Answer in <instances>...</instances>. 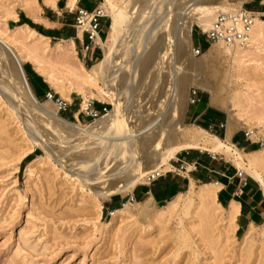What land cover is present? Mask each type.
Returning a JSON list of instances; mask_svg holds the SVG:
<instances>
[{"label": "bare ground", "instance_id": "obj_1", "mask_svg": "<svg viewBox=\"0 0 264 264\" xmlns=\"http://www.w3.org/2000/svg\"><path fill=\"white\" fill-rule=\"evenodd\" d=\"M44 1L47 4H55V0ZM73 2L75 0L71 1L72 4ZM226 2L227 0H160L156 3V9L153 12L150 9L152 13L147 14L149 7L146 11L140 9V6H143L140 0H104L102 10L111 17L112 23L107 38L102 41L98 39L104 56L89 69L81 62L72 67L71 60L76 57L72 56V52L75 53L72 40L54 46H50L42 36L27 41L33 36L26 35L24 28H18L13 37L20 40L24 49H31L32 54H29L27 50H23V53L16 49L0 30V97L3 98L4 95L5 106L2 107H6L7 112L13 113L18 120L25 121L24 124L27 123L31 147L23 154V159L31 155L36 147L45 148L47 157H50L53 153L51 151L54 150L56 155L53 156H57V160L61 161L65 172L79 174V180L88 187L89 194H95L99 200L109 198L116 192H133L140 184L148 183L149 177L168 170L170 160L178 153L194 148L226 154L241 170L264 184V150L244 155L230 143L231 135L237 131L238 122L241 121L234 118L237 108L236 96L228 95L224 103L229 113L226 141L208 134L199 127L185 129L183 123L190 103V88L194 86L209 90L216 87L205 75L211 59L229 57L233 65L231 68H235L234 65L239 64L244 55L252 52V47L262 44L261 41L264 40V20L257 16L246 46L232 47L217 42L202 56H196L191 36L193 25L208 31L219 12L233 8ZM32 6H28L27 10ZM167 16H171V19L169 26L165 27L162 24ZM79 34L82 35V30ZM39 50L43 51L41 56L60 54L63 57V66L78 79L77 88L69 86L68 89V86L64 88L65 86L59 85L62 82L60 77L57 79L52 72L47 73L40 65L41 62L36 61ZM26 60L36 61L37 69L44 73L47 82L57 89L62 97L69 100L72 90L76 89L84 94L83 86L89 87L101 82L103 87L97 88L99 96L102 100L106 96L110 98L114 108L93 125H84L81 121L73 122L60 116L54 101L42 102L34 94L23 68ZM159 78H162L161 93L156 96L157 92H153L149 96L153 100L152 103L155 102L154 106L142 105L143 101H140L134 92L138 87L149 85L150 79L157 81ZM222 88L221 92L224 90L228 94L229 85H222ZM150 91L149 87L144 95H150ZM84 97L86 104L85 94ZM156 97L158 99L154 100ZM123 103L126 108L122 107ZM151 107L155 110H150ZM125 113L129 116L125 117ZM144 113L146 114L143 115ZM33 114L51 120V131L58 136L60 132L65 133L69 135L68 138L75 137L80 143H84L83 149L70 146L71 149L67 150L56 146L59 148L56 150L54 146L59 143L58 140L55 144L56 138L59 137L51 138L53 133L50 132V138L43 137L44 133H40V128L36 127L37 121L31 122ZM249 131L253 136L258 135L254 127ZM180 137H184L185 141L179 142ZM42 161L44 156L31 160L27 165L28 175L32 173L31 167ZM217 186L208 184L197 188L192 184L189 191L176 196L164 209L175 210L183 204L182 212L189 216L192 208L198 207L202 208V216L212 221L215 218L212 205L225 211L216 200ZM129 204L132 203L125 204V208L113 210V217L126 213ZM136 204L140 210L138 213L143 216L161 210L152 197ZM94 207H98L97 213L101 212L102 204ZM225 212L227 222L236 227L235 213ZM256 229L257 227H251L243 236V242L247 246L256 240Z\"/></svg>", "mask_w": 264, "mask_h": 264}, {"label": "rangeland", "instance_id": "obj_2", "mask_svg": "<svg viewBox=\"0 0 264 264\" xmlns=\"http://www.w3.org/2000/svg\"><path fill=\"white\" fill-rule=\"evenodd\" d=\"M37 1L0 0V30L19 51L27 49H24L17 37H13L18 28L9 29L8 20L16 11L27 9ZM159 1L140 0L143 5L140 9L146 11L149 7L146 13H150V9L153 12ZM39 2L41 5L45 3L44 0ZM226 3L235 9L240 5V0H227ZM169 19L171 16H167L162 25L169 26ZM110 20L112 23L111 17ZM202 32L201 27L193 25L191 33L193 45H197V37L204 38ZM261 43L252 47V52L244 55L241 62L234 65L235 68H231L233 65L229 57L211 59L205 75L216 85L215 89L191 87L197 88L198 93H207L213 104L226 112L228 118L229 113L224 103L228 95L236 96L237 108L234 118L241 120L238 122L240 126L238 125L237 131L245 132L254 127L258 135H252L250 141L260 145L259 151L264 150V40ZM201 44L206 48L204 40ZM211 46L208 45L205 52ZM30 50L26 52L32 54ZM74 51L72 56L76 57L71 60L72 67L81 62L89 69L98 62V59L93 61L88 59L79 42H76ZM38 53L36 61L41 62L40 65L47 73L52 72L57 79L60 77L59 80L62 82H59V85L65 86L64 88L68 86V89L77 88L78 79L63 66L61 63L63 57L60 54L52 53L47 57L41 56L42 50ZM100 53L102 59L103 50ZM36 61L33 62L37 64ZM23 68L25 70L24 63ZM160 79L162 80L150 79L149 85L138 87L134 92L136 97L143 101L142 105L154 106L155 102L152 103L153 100L149 96L153 92H157L156 96L161 93ZM46 83L50 86L48 91L52 90L57 97L71 104L73 112H80L81 106L85 105L84 94L87 102L93 101L97 107L108 106V114L114 108L110 98L106 96L102 100L99 96L97 88L103 87L101 82L89 86L91 88L83 86L84 94L76 89L72 90L70 100L62 97L47 80ZM30 85L34 94L42 97L39 98L35 94L37 98L46 102L45 90L39 86L42 90L38 91V84L34 80H31ZM222 85H229L228 94L224 90L221 92ZM149 87L150 95L145 96ZM2 96L4 98V95ZM3 98L0 97V264H264V225L257 227L256 240L247 246L243 242L245 234L236 233L235 227L227 222L226 212L218 209L216 205H212L215 213L212 221L206 220L202 216V208L198 207L192 208L191 215H184L183 204L175 210H165L167 203L158 204L161 210L143 216L138 213L140 210L136 206V203L140 202L131 201L134 191L116 192L109 198L99 200L95 194H89L88 187L79 180V174L74 176L70 172H65L61 161L57 160V156H53L56 155L54 150L51 151L53 152L51 156L47 157L45 148L36 147L31 155L23 159V154L31 147L27 123L24 124L25 121L23 123L13 113L7 112L6 107L3 108L5 106ZM192 106L188 104L184 116L185 129L196 127L187 120L188 110ZM122 107L126 108V104L123 103ZM152 107L150 110L154 111ZM66 112L58 113L66 118ZM128 116V113H125V117ZM30 119L31 122L37 121L36 127L40 128V133H44L43 137L50 138V134L53 133L51 120L34 114ZM99 119L91 121L89 118H82L81 122L84 125H93ZM70 121L76 122L77 119ZM53 134L51 138L59 137L55 143L59 142V145L54 144V147L60 146L61 149L67 150L74 146L77 149L84 147V143H80L75 137L68 138V134L61 132L60 136ZM183 141L185 138L180 137L179 142ZM57 149L59 148L56 147ZM38 156H44V161L32 166V173L28 175L27 165ZM198 186L201 185L196 187L199 188ZM116 199H123L118 208H125L124 205L128 203L132 204H129L131 208L125 210L126 213L115 218L106 204ZM98 204H102V210L97 213L98 207L94 205Z\"/></svg>", "mask_w": 264, "mask_h": 264}, {"label": "crops", "instance_id": "obj_3", "mask_svg": "<svg viewBox=\"0 0 264 264\" xmlns=\"http://www.w3.org/2000/svg\"><path fill=\"white\" fill-rule=\"evenodd\" d=\"M55 0V4H33L30 10L22 8L15 12L8 20V28H24L26 35H32L27 41L35 37H44L50 46L53 43L67 41L79 42L82 46L87 43L85 34L80 36L76 30V19L79 10L93 11L102 8L104 0ZM246 7L255 12L256 16L264 20V0H253ZM32 10V11H31ZM34 12V13H33ZM111 27L110 16L100 19L99 37L105 40ZM104 36V38H102ZM197 45L205 39L197 37ZM206 42V41H205ZM207 45V44H206ZM99 50L87 53L90 61L96 59ZM32 60L24 61V67L30 81L34 80L38 91H48L49 85L45 76L37 69ZM44 95V94H43ZM198 102L188 110L187 120L196 127L204 129L221 140H227L228 116L211 101V97L204 92L197 95ZM67 118L81 121L85 117L80 112H73L71 106L66 112ZM230 143L244 155L258 152L260 145L245 137V132L236 131L231 135ZM170 168L150 184L137 186L132 197L142 202L152 197L157 204H165L170 200L190 190L192 184L212 185L218 187L216 200L225 211L235 213V231L245 234L251 227L264 225V184L254 176L241 170L239 166L226 154L213 152L208 149H188L177 154L170 160ZM242 173V175H241ZM123 199L110 202L111 208H118ZM235 210V211H234ZM237 211V212H236Z\"/></svg>", "mask_w": 264, "mask_h": 264}, {"label": "built area", "instance_id": "obj_4", "mask_svg": "<svg viewBox=\"0 0 264 264\" xmlns=\"http://www.w3.org/2000/svg\"><path fill=\"white\" fill-rule=\"evenodd\" d=\"M253 0H240V5L226 12H219L212 27L208 31H203L202 35L206 41V46L212 45L217 42H222L227 46H246L251 37V31L256 20L255 12L251 11L246 5ZM76 30L79 32L82 30V34L87 35L88 42L83 44L82 48L86 53H93L96 50L102 51L103 48L99 43V29L100 19L107 17L102 8H96L93 11H87L81 9L77 13ZM101 40V39H100ZM102 41V40H101ZM193 52L196 56H201L205 52V48L202 45H193ZM198 89L191 88L190 90V104H196ZM44 97L47 100L55 101L58 112H66L71 104H68L62 98L53 94L52 90L45 92ZM84 105V104H83ZM81 106L80 113L91 121H95L109 112V107L103 105L101 107L95 106L93 101L87 102L84 106ZM79 121V120H77ZM245 137L248 140L252 139V133L245 131ZM162 173L157 176L149 177L148 183L157 180ZM242 175V173H241ZM131 201H135L134 197H131Z\"/></svg>", "mask_w": 264, "mask_h": 264}, {"label": "trees", "instance_id": "obj_5", "mask_svg": "<svg viewBox=\"0 0 264 264\" xmlns=\"http://www.w3.org/2000/svg\"><path fill=\"white\" fill-rule=\"evenodd\" d=\"M207 47L208 46H206V48H205V50L207 49ZM96 59H98V61L101 59V53H100V51H98V54H97V57H96ZM26 70V69H25ZM27 72V71H26ZM28 78H29V76H28ZM29 81H30V78H29ZM30 83H31V81H30ZM36 94V93H35ZM37 95V94H36ZM38 96V95H37ZM39 97V96H38ZM39 98H42V97H39ZM67 118V117H66ZM68 120H71V119H69V118H67ZM106 207H111V205L110 204H106ZM111 210L113 211V210H115V208H111Z\"/></svg>", "mask_w": 264, "mask_h": 264}]
</instances>
